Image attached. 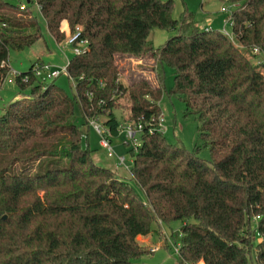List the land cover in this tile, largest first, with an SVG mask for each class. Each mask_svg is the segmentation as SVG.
<instances>
[{
	"label": "trees",
	"instance_id": "1",
	"mask_svg": "<svg viewBox=\"0 0 264 264\" xmlns=\"http://www.w3.org/2000/svg\"><path fill=\"white\" fill-rule=\"evenodd\" d=\"M226 1L231 38L199 28L185 8L174 17L172 0H24L22 12L0 0V84L8 51L42 38L32 4L56 43L62 21L71 43L86 42L66 65L71 96L55 78L36 79L34 64L14 76L27 94L0 114V264H137L145 250L135 239L156 221L182 222L177 264H264V0ZM154 30L169 33L156 51ZM153 50L154 84L123 86L118 61ZM163 93L196 116L209 160L157 129ZM75 108L84 126L103 115L110 137L114 108L141 124L129 174L143 199L81 146Z\"/></svg>",
	"mask_w": 264,
	"mask_h": 264
},
{
	"label": "rangeland",
	"instance_id": "2",
	"mask_svg": "<svg viewBox=\"0 0 264 264\" xmlns=\"http://www.w3.org/2000/svg\"><path fill=\"white\" fill-rule=\"evenodd\" d=\"M10 1L11 3L17 4L21 12L26 10V3L24 0ZM202 1L203 0H172V15L174 17L178 16L182 8H185L188 12L193 14L195 24L199 28H211L222 31L225 16L220 12H222V9L233 8L235 4L229 3L226 0H205V5L201 7L200 3ZM31 6L33 14L39 22L42 38L22 50L8 51L7 60L5 62L7 73L5 79L0 84V114L10 101L19 99L22 95L27 94L26 90H19L13 81L14 76L18 72L26 71L31 64L35 65L39 63H48L57 68L64 67L74 55L73 47L79 48L82 52L86 47L78 43H69V39H71L74 34L69 33L65 21L60 23V31L63 32L64 38L62 42L56 43L46 31L45 23L38 14L36 6L33 4ZM225 31L227 32V36L231 38L229 26H226ZM168 35L169 33L166 31H153L151 38L152 46L155 48V51ZM155 51H150L138 57H125L121 61H118V66L120 67L118 80L123 86H127L129 80H133L136 77H142L148 80L149 83L154 84L155 81L152 68L156 64V61L152 53L156 54ZM261 58V56L258 57L259 60ZM257 60L255 59V61ZM163 72L164 87L168 90L172 86V69L164 66ZM54 84L69 96L73 93L72 82L64 73H61L54 79ZM158 103L161 114L158 117L157 129L163 133L165 140L170 144L178 142L187 151H192L193 148L197 146V156L204 160H209L207 147L202 144L197 135L196 116L192 114L184 116V105L174 96H167L163 93ZM116 104L123 109L127 106V102L123 101L122 98L118 99ZM113 112L120 120L121 123L119 125L121 128L126 125H131L133 127L134 125L140 124L122 120V116L126 113L123 110L121 112V109L114 108ZM74 114L75 123L82 128L85 133L81 136V146L83 148L87 147L91 151L94 155L95 163L98 165L104 167L106 165H114V160L107 158L105 150L99 146V136L89 125L91 119H88L86 123L87 126H84L77 108H75ZM103 118L104 116L100 115L96 118H92V120L96 121V123L102 127ZM140 133L136 135V140L134 142L136 145H133V142H128L127 144L121 129H119L117 136L111 137V146L114 155L124 157L125 162L124 165L117 166L116 169L114 166H111L110 169L123 181L127 182L135 193L143 199L141 190L133 182L129 174L132 161L130 150L132 148L135 149V147L140 144ZM181 225V221H171L168 224H160L158 221L153 222L151 225L152 229L148 235L136 237L135 239L137 244L145 250V254L139 256L135 262L137 264H177V253L174 252V247L178 244L177 237ZM197 264H202V262L199 261Z\"/></svg>",
	"mask_w": 264,
	"mask_h": 264
},
{
	"label": "built area",
	"instance_id": "3",
	"mask_svg": "<svg viewBox=\"0 0 264 264\" xmlns=\"http://www.w3.org/2000/svg\"><path fill=\"white\" fill-rule=\"evenodd\" d=\"M235 7V5H233V8ZM233 8H227V9H222L221 13L224 14L225 19L223 20V25H222V33L225 34L227 36V32L225 31L226 26H230L231 25V12ZM75 35H73V37L71 39H69V43H71L74 39H75ZM85 41H80L78 44L79 45H85ZM82 51L79 50V48L77 47H73V53L74 54H79ZM254 53H257L256 49H253ZM68 64V62L66 63V65ZM66 65L64 67L61 68H57L55 66H52L48 63H39V64H35L33 65L32 68V73L33 76L38 79L39 81H48L51 80L53 78H57L61 73L66 74ZM89 125L94 129V131L96 132V134L99 136V146L102 147L105 150V155L107 158H111L114 160V167L116 169L117 166L120 165H124L125 162V158L121 157V156H115L112 150V146H111V137L109 134L108 129H106L105 127H100L96 121L94 120H90L89 121ZM119 129H121V132L124 134V138L128 142H133V145H136L135 142V138L136 135L139 134L141 132V125L137 124L134 125L133 127L131 125H126L124 127L121 128V126H119ZM119 131V130H118ZM178 251V244L175 245L174 247V252L177 253Z\"/></svg>",
	"mask_w": 264,
	"mask_h": 264
},
{
	"label": "crops",
	"instance_id": "4",
	"mask_svg": "<svg viewBox=\"0 0 264 264\" xmlns=\"http://www.w3.org/2000/svg\"><path fill=\"white\" fill-rule=\"evenodd\" d=\"M209 1H210V0H209ZM205 3H206V1L203 0V1L200 3V6H201V7L204 6ZM181 8H182V7H181ZM182 10H183V8H182ZM220 13H221V12H220ZM93 156H94V155L91 153L92 160H93L94 162H96ZM110 159H111V158H110ZM111 166H114V165H106L105 167L111 168ZM137 237H140V236H137Z\"/></svg>",
	"mask_w": 264,
	"mask_h": 264
}]
</instances>
